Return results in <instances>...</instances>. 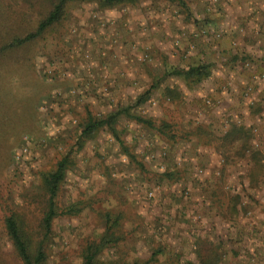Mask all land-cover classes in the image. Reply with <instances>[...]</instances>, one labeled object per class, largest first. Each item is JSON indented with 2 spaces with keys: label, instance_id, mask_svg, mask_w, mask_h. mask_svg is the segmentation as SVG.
Segmentation results:
<instances>
[{
  "label": "rangeland",
  "instance_id": "374dc122",
  "mask_svg": "<svg viewBox=\"0 0 264 264\" xmlns=\"http://www.w3.org/2000/svg\"><path fill=\"white\" fill-rule=\"evenodd\" d=\"M59 1L0 0V264L67 156L46 264H264V0L76 2L40 33Z\"/></svg>",
  "mask_w": 264,
  "mask_h": 264
},
{
  "label": "trees",
  "instance_id": "16d2710c",
  "mask_svg": "<svg viewBox=\"0 0 264 264\" xmlns=\"http://www.w3.org/2000/svg\"><path fill=\"white\" fill-rule=\"evenodd\" d=\"M141 1L145 0H60L58 4L54 7L53 11L49 14V16L41 23L38 30L40 31V33H43L47 29L53 27L58 22H60L67 6L71 3H97L102 7L113 8L125 3L136 4ZM167 1L182 4V7L185 6L184 0ZM176 75L181 79L185 80L186 82H192L194 80H198L200 82L203 78L207 77L208 73L206 68L191 67L187 70L178 71ZM118 119V115H111L106 120L91 119L82 133L81 141L83 138L90 139L97 131L101 130L106 126H109L111 130H114ZM137 121L143 122L142 118H138ZM118 140L121 141V139ZM69 164L70 157L67 156L59 163L57 169L54 172L45 176L44 188L49 196V206L42 224L44 238L38 243L36 252L34 254L31 253L29 248L30 246L22 235L18 221L13 216L7 218L5 221L8 237L10 238L13 247L22 264L47 263L48 256L46 252V243L52 235L53 223L56 217L58 216L57 199L61 189V185L66 178ZM82 264L101 263L97 261L95 253H93L92 251H88L82 257Z\"/></svg>",
  "mask_w": 264,
  "mask_h": 264
}]
</instances>
